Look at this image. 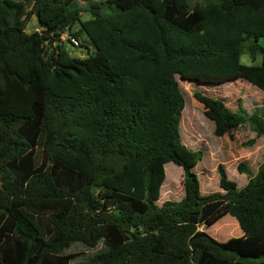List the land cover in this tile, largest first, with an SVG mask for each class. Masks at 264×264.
Masks as SVG:
<instances>
[{"label":"trees","instance_id":"trees-1","mask_svg":"<svg viewBox=\"0 0 264 264\" xmlns=\"http://www.w3.org/2000/svg\"><path fill=\"white\" fill-rule=\"evenodd\" d=\"M84 1L27 11L26 0H0V264H73L90 251L76 264H264V162L242 189L220 164L225 193L202 195L203 153L181 142L177 80L243 78L264 92V0ZM64 33L87 35L95 52L72 56ZM195 96L217 136L248 121L264 135L242 105ZM170 162L185 196L159 205ZM226 215L242 236L199 229Z\"/></svg>","mask_w":264,"mask_h":264},{"label":"rangeland","instance_id":"rangeland-1","mask_svg":"<svg viewBox=\"0 0 264 264\" xmlns=\"http://www.w3.org/2000/svg\"><path fill=\"white\" fill-rule=\"evenodd\" d=\"M26 1L27 11H30L35 0ZM77 2L81 7L88 6L84 0H77ZM200 3L203 4L204 2ZM89 18L90 15L84 12L82 20ZM39 27L38 19L34 15L28 23L27 31L33 32L38 30ZM79 29L80 24H77L74 26L73 31H78ZM79 40V46L70 42H65L64 44L72 56L86 57L89 53L95 52L96 48L87 35L82 34ZM242 61L246 64L253 62L248 49H246ZM259 62L260 56L257 59V63ZM177 80L186 101L180 123L181 142L191 150L202 151L203 153L202 160L194 169L201 183L202 195L216 192L225 193V190L220 187V173L218 171L220 164L225 166L229 179L237 183L238 189L244 188L264 162V135H258L255 125L248 121L234 137L229 134L217 136L215 134V121L207 115L204 104L196 98L195 92L201 91L206 95L224 100L232 111H236L238 105H242L249 116L257 114L263 120L264 92L243 78L221 85L200 84L195 81L182 79L180 76H177ZM241 162L247 167L248 171L246 173H242L238 169V165ZM165 171L166 179L162 186L161 198L158 201L159 205H162L167 200L180 201L185 196L183 168L170 162L166 164ZM193 211L199 212L198 209ZM233 221L237 220L231 215H226L216 224L211 226L203 224L199 229L208 232L219 241H226L232 237L243 235L242 229L231 233V230L236 228L232 224ZM223 225L225 227L222 228ZM220 228L222 229L217 235V231ZM93 254L94 251L87 252L85 256L80 254L73 264L86 260Z\"/></svg>","mask_w":264,"mask_h":264},{"label":"built area","instance_id":"built-area-1","mask_svg":"<svg viewBox=\"0 0 264 264\" xmlns=\"http://www.w3.org/2000/svg\"><path fill=\"white\" fill-rule=\"evenodd\" d=\"M64 42H70L76 46L80 45V40L76 37L70 36L69 33H64L61 36V42L60 43L63 44Z\"/></svg>","mask_w":264,"mask_h":264},{"label":"water","instance_id":"water-1","mask_svg":"<svg viewBox=\"0 0 264 264\" xmlns=\"http://www.w3.org/2000/svg\"><path fill=\"white\" fill-rule=\"evenodd\" d=\"M52 31H56V28H53L52 30H43L42 33H43V34H49V33H51Z\"/></svg>","mask_w":264,"mask_h":264}]
</instances>
